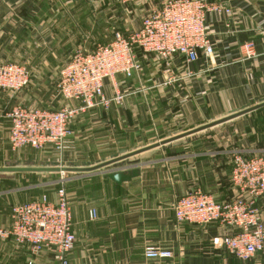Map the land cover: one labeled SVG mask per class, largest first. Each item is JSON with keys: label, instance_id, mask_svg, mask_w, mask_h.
<instances>
[{"label": "crops", "instance_id": "0c3cea01", "mask_svg": "<svg viewBox=\"0 0 264 264\" xmlns=\"http://www.w3.org/2000/svg\"><path fill=\"white\" fill-rule=\"evenodd\" d=\"M210 1L229 9L207 16L212 54L200 53L195 61L185 63L177 54L164 62L153 54L137 52L140 72L116 77L119 90L127 94L122 103L91 109L71 122L73 135L68 137L65 157H76L74 145L78 144L81 162L64 166H93L264 101V0ZM86 2L1 0L0 59L18 43L23 49L21 44L37 46L41 41L45 44L37 47L46 52L44 57L56 58L57 65L62 66L82 47L80 44H94L90 49L96 43L108 42L114 31L104 39L101 18L95 15L94 22L91 18L88 22ZM127 5L144 12L147 9ZM247 41L253 42L255 56L244 59L239 46ZM11 43L14 45L9 47ZM166 63L178 77L170 84H163ZM188 69L194 75L184 76ZM23 90L15 94L0 90V167L41 166L5 162L12 156L6 114L14 104H28V94L21 93ZM104 91L112 95L109 83H105ZM27 93L33 91L28 89ZM171 130L176 131L169 133ZM238 152L264 155V106L129 158L138 161V175L130 180L116 183L104 176V168L68 172L62 185L71 205L75 236L74 246L67 253L69 263L264 264V251L240 260L215 245L213 239L225 234V227L217 223H178L174 218L175 199L191 190L200 189L217 200L233 196L229 174L231 158ZM31 174L61 175L50 171L0 172V226H9L13 205L42 195L54 198L60 176L41 183H23L22 175ZM261 207L264 211V202ZM147 246L168 249L172 258L148 259L143 253ZM29 259L26 245L11 238L0 239V264H27ZM33 264H58L56 251H41Z\"/></svg>", "mask_w": 264, "mask_h": 264}, {"label": "built area", "instance_id": "2783aa9c", "mask_svg": "<svg viewBox=\"0 0 264 264\" xmlns=\"http://www.w3.org/2000/svg\"><path fill=\"white\" fill-rule=\"evenodd\" d=\"M122 4L142 5L147 9L139 25L126 33H113L104 44L90 50H76L60 67L55 91L64 103L57 109L14 105L6 114L9 119L8 143L12 150L25 147L62 150L72 134L71 122L85 112L111 105H120L127 95L118 88L116 77H131L139 71L137 52L153 54L167 62L180 55L185 63L195 61L200 53L211 55L213 48L206 29L211 12L225 11L210 0H119ZM244 59L255 56L254 44L247 41L239 46ZM163 84L176 80L174 70L166 63ZM194 75L187 70L184 76ZM30 81L23 64L0 63V90L15 94ZM105 83L112 87L106 95ZM62 178H65L61 174ZM233 196L217 200L200 189L191 190L173 203L178 223L205 226L217 223L227 232L215 237L213 243L225 248L240 260H248L264 251V155L245 156L234 153L229 174ZM62 182V181H61ZM90 215L93 217L94 212ZM11 238L26 245L33 264L34 257L45 249H54L58 264H70L67 253L72 250V210L63 186L55 190L54 198H40L12 206L10 224L0 226V239ZM144 256L157 261L172 258L168 249L147 246Z\"/></svg>", "mask_w": 264, "mask_h": 264}, {"label": "rangeland", "instance_id": "374dc122", "mask_svg": "<svg viewBox=\"0 0 264 264\" xmlns=\"http://www.w3.org/2000/svg\"><path fill=\"white\" fill-rule=\"evenodd\" d=\"M1 2V0H0ZM86 4V11L88 13V22H91L90 18L93 19L94 16H99L101 18V23L104 28L103 35L104 39L106 40L108 37H111V33H124L129 31L133 28H136L142 17L144 16L145 12L141 8H131L128 5L122 4L119 0H87ZM89 24V23H88ZM93 28V27H92ZM94 29V28H93ZM113 35V34H112ZM15 45V48L11 49V53L6 52V57L0 59V63L5 62H12L17 63L24 61L23 59H28L23 63L27 67L30 72V83L27 89L23 90L21 93L28 94V104L25 106L29 107H36V108H59L64 101L62 98L56 93L55 91V83L58 78V71L61 65H57L56 58L47 60L44 57L46 52L41 51L38 49L37 46H43L45 43L39 41L35 46V44H21L23 46ZM102 44V43H96ZM95 44V45H96ZM14 43L9 44V47H12ZM94 44H80L82 46L80 49L77 50H90L88 47H91ZM35 46V47H34ZM49 45L48 47H50ZM56 47V46H55ZM45 49L47 46L44 47ZM76 51V50H75ZM74 51V52H75ZM74 52L72 54H74ZM8 54V55H7ZM71 54V55H72ZM46 56V55H45ZM7 59L8 61H3ZM156 61V60H154ZM60 63V62H59ZM62 63V62H61ZM20 64V63H18ZM22 64V63H21ZM36 67V69H34ZM141 70V66L139 72ZM138 72V71H137ZM142 81V76H141ZM31 89L33 93H27V90ZM19 93V94H21ZM19 104V103H17ZM14 104V105H17ZM12 105L11 108L14 106ZM10 108V109H11ZM46 108V109H47ZM8 111V110H7ZM176 130H171L169 133H173ZM73 135V134H71ZM68 140H66L62 150L55 151V150H48V149H37L36 150H28V149H18L13 151H9L12 155L11 157H7L6 164H10L15 161L17 164H29V165H72L74 163H80L79 157L77 156L79 145L75 144L74 148L77 150L76 157L72 156V160L70 158L66 159V150L65 146L68 144ZM78 143V141H77ZM173 146V145H171ZM23 151V152H22ZM80 151V150H79ZM120 151V149H119ZM66 152V153H65ZM24 155H23V154ZM16 157V159L14 158ZM73 162V163H72ZM68 173H64V177H68ZM19 176V175H18ZM57 176H62L58 174H31V175H22L21 180L23 183H41L46 180L53 179ZM64 181L59 182L60 186H63Z\"/></svg>", "mask_w": 264, "mask_h": 264}, {"label": "water", "instance_id": "95a60500", "mask_svg": "<svg viewBox=\"0 0 264 264\" xmlns=\"http://www.w3.org/2000/svg\"><path fill=\"white\" fill-rule=\"evenodd\" d=\"M264 106V101L254 104L252 106H249L243 110H240L238 112H234L232 114H229L227 116H224L222 118H219L217 120H213L211 122L202 124L200 126H197L191 130H188L186 132H182L180 134H176L174 136H171L169 138H165L163 140L154 142L152 144L143 146L141 148H137L133 151L127 152L125 154L121 155H114L111 159L106 160L104 162L98 163L93 166L89 167H74V166H5L0 167V172H59L60 174L68 173V172H91L95 171L101 168L106 169L104 176L107 178H110L112 181L116 183H120L125 180H130L133 177H136L138 175V169L135 164H137V160L128 161L129 158L143 152L146 150H149L151 148L164 145L170 141L179 139L181 137L189 136L191 134H194L196 132L205 130L207 128L213 127L215 125H218L220 123H223L227 120L233 119L239 115H242L244 113H247L251 110L257 109L259 107ZM128 161V162H126ZM125 163V164H123ZM121 168H130L127 171L121 170ZM66 180V178L60 177L58 180L59 182Z\"/></svg>", "mask_w": 264, "mask_h": 264}]
</instances>
